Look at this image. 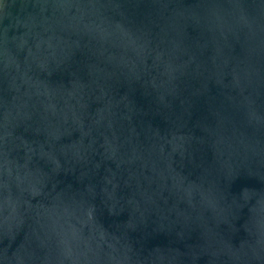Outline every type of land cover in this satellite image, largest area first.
Wrapping results in <instances>:
<instances>
[{"label": "water", "instance_id": "water-1", "mask_svg": "<svg viewBox=\"0 0 264 264\" xmlns=\"http://www.w3.org/2000/svg\"><path fill=\"white\" fill-rule=\"evenodd\" d=\"M0 264H264V0H0Z\"/></svg>", "mask_w": 264, "mask_h": 264}]
</instances>
